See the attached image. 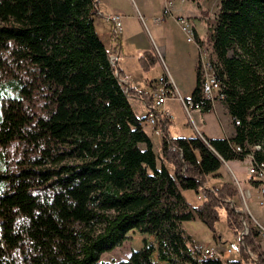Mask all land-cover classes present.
Returning a JSON list of instances; mask_svg holds the SVG:
<instances>
[{"label":"trees","instance_id":"1","mask_svg":"<svg viewBox=\"0 0 264 264\" xmlns=\"http://www.w3.org/2000/svg\"><path fill=\"white\" fill-rule=\"evenodd\" d=\"M219 1L200 44L212 50L234 136L205 143L163 131L171 172L158 165L128 94L149 106L152 98L126 90L115 50L96 31L97 0H0V264H155V254L163 264H243L206 255L184 227L198 220L217 237L225 210L239 236L237 188H210L208 179L225 161L264 163V0ZM202 85L200 75L195 104ZM185 191L201 199L192 204ZM131 231L154 241L144 238L127 260L104 261ZM249 233L243 242L264 264Z\"/></svg>","mask_w":264,"mask_h":264},{"label":"crops","instance_id":"2","mask_svg":"<svg viewBox=\"0 0 264 264\" xmlns=\"http://www.w3.org/2000/svg\"><path fill=\"white\" fill-rule=\"evenodd\" d=\"M172 15L164 18L160 23H156L155 19L163 15L165 0H97L98 14L95 20L96 31L108 50H115L117 58V68L122 72L126 90L135 89L140 94L149 95L153 103L156 102L154 97L159 86V79L163 76L169 77L175 85V94H180L185 99L191 98L195 93L198 85V77L201 75L199 66V48L198 43L205 42L209 36L211 24L215 15L219 11V0H174ZM215 4V5H213ZM120 16L121 32L118 34L117 40L114 37V25L111 20L112 16ZM179 17H186L190 20L196 31L197 42H189L187 36L181 29L177 21ZM153 55L155 63L149 66L148 62L143 59L146 55ZM129 102L136 116L143 120L145 131L152 140L154 151L158 158V165L165 164L168 169L173 172V167L164 161L162 156L161 142L163 138L162 131H167L171 137H196L204 136L209 140H228L234 136V125L227 108L223 103L211 111H193L189 116L180 100L171 96L167 99L163 108L169 112L170 118H166V123L161 126H150L144 120L149 111V105L146 99H141L137 95L128 94ZM143 148L145 145H141ZM234 164V169L239 171L240 161H230ZM221 183L224 181L222 177L214 179V182ZM252 185L251 208L252 214L243 217L249 227L248 233H244L243 228L240 235L237 236L226 226L227 213L225 212V226L229 233H233L238 242V252L226 241V237L219 231L221 219L218 223V236L208 226L201 221L184 222L187 232L194 238L198 244H203L209 248H222L231 250L225 255L224 261H243V253L239 252L243 247L249 256L253 253L243 242L244 236L250 234L251 228L254 229V243L257 250L264 258V231L259 229L256 223L264 222V208L258 206V198L256 187ZM240 190V188H239ZM254 190V191H253ZM194 192V191H192ZM194 192L195 203L199 201ZM191 203V202H190ZM235 206V199L233 200ZM232 204V205H233ZM239 206V201L237 202ZM236 207V206H235ZM237 211H241L240 206ZM251 217H250V216ZM222 217V215H220ZM253 222H252V220ZM260 219V220H259ZM244 221V225H245ZM263 222L261 224H263ZM200 223V224H199ZM202 225L210 231L206 241L200 237ZM153 241V236L143 235V238ZM153 239V240H152ZM242 245V246H240ZM228 248V249H227ZM236 253V254H235ZM252 263H256L255 258H251Z\"/></svg>","mask_w":264,"mask_h":264},{"label":"built area","instance_id":"3","mask_svg":"<svg viewBox=\"0 0 264 264\" xmlns=\"http://www.w3.org/2000/svg\"><path fill=\"white\" fill-rule=\"evenodd\" d=\"M180 1L182 3L185 2L184 0H180ZM174 3H175L174 0H165L163 15L155 19L156 23H160L164 18L172 15V8L174 7ZM111 20L113 21L114 31H120L121 30L120 16L118 15L112 16ZM177 20L180 22L181 29L187 36V40L189 42H197L196 31L194 27L189 26L184 17H179L177 18ZM198 48H199L198 61H199L201 76L203 80V85H202L203 97L201 99V102L195 104L192 98L185 99L180 94H175L176 88L174 83L171 80H169V77L163 76L159 79V86L154 94V97L157 100L155 103L149 106V111L145 118L146 119L145 122L148 125L155 127L158 125L161 117H164L165 119L170 118L169 112H167L163 108V105L165 104L167 99L171 96L177 97V99L182 102V105L189 116L193 113V111H202L203 106H205L206 104H209L210 110H214L217 107V103H222V101L225 99L224 94H214L215 91L219 90L222 84L217 75V70H216L217 66L213 61L212 50L208 46L202 45L200 43H198ZM236 124L239 125L240 122L236 121ZM200 137L205 143H208L205 137H203L202 135ZM235 152L236 153L242 152V148L236 146ZM248 157L251 160V162L249 164V168L247 172L253 177V179L250 182L252 184H256L255 187L257 191L258 204L261 207H264V163L259 165L255 164L254 157L252 155H248ZM236 182L237 185L240 183L238 180H236ZM248 197H249V193H243V198L245 200H247ZM245 216L248 215L245 214ZM256 225L259 227V229L264 231V226L261 223L257 222ZM244 227L245 230L243 234L248 233L249 227L246 221ZM199 248L206 255H209L214 258H219L222 260L225 259L226 254L231 252L230 249L225 251L224 249L219 247L209 248L204 245H200Z\"/></svg>","mask_w":264,"mask_h":264},{"label":"rangeland","instance_id":"4","mask_svg":"<svg viewBox=\"0 0 264 264\" xmlns=\"http://www.w3.org/2000/svg\"><path fill=\"white\" fill-rule=\"evenodd\" d=\"M213 5H215V4H213ZM113 32H114V34H116L118 36V34L121 32V30L120 31H114L113 30ZM111 60L114 62L115 65L117 64V58H116V54L115 53H113L111 55ZM117 70H118V68H117ZM218 104L219 103H217V106H218ZM161 118L165 119L164 117H161ZM161 118H160V121H161ZM162 133H163V131H162ZM238 161H240V163H238V165H239V171L234 169L235 167H234V164L233 163H231L230 161H227V162L225 161L223 163L222 169L220 170V173L219 174H220V177H222L224 179L223 182H230V183H232L237 188V190H238V194L235 197V206H236V209H239V206H240L241 211H243V215H245V214H252V212L250 211V208L252 206V204H251L252 185H251V182L250 181L253 179V177L250 174H248V172H247L251 160L247 156L245 158H241ZM220 177H217V178H209L208 179L209 187L211 188L212 186L219 185L220 183L217 184L216 181L214 182V179L216 180V179H218ZM236 180H238L240 182L238 185H237ZM239 188H240V190H239ZM243 193H249V197L247 198V200H245L243 198ZM184 195H185L186 199L189 202L195 203L194 192H192V191H185L184 192ZM238 201H239V206L237 205V202ZM258 206H260V205H258ZM262 208H264V207H262ZM221 215H222V217H221V223L222 224L220 225V230L219 231L226 237L227 243L229 245H231V247H233L235 249V251L238 252L237 246L239 244H238V242H237V240L235 238V235L233 233H229L228 229H226L227 224H226V226L224 224L225 223V219H224L225 218V212L223 211ZM254 217H256V216H254ZM262 225L264 226V222H263ZM201 227H202V230H200V237H201L202 240H205L206 243H207V241H209V240H206L208 237H207V235L203 234V231L205 230V232H207V234H209V235L211 233L206 228L205 225H202ZM128 236H129V239L127 241H125L124 244L121 247L116 248L115 250H113V251H111L109 253L104 254L103 257H102V259L104 261L108 262V263L118 262V261H121V260H127L134 251H138V250L142 249V247H143V239H144L143 238V234H140L139 232H136V231H131L128 234ZM147 240L149 242H151V243L154 241L153 239H152L153 241H150V237ZM200 245H203V244H200ZM225 251H227V250H225ZM250 257L251 258H255L254 255L253 256H250ZM251 258L248 261L250 263H247V264H254V263L251 262ZM153 260H154V263L155 264H163V263H160L158 261L156 254L154 255ZM256 261H257V259H256ZM255 264H259L258 261Z\"/></svg>","mask_w":264,"mask_h":264},{"label":"bare ground","instance_id":"5","mask_svg":"<svg viewBox=\"0 0 264 264\" xmlns=\"http://www.w3.org/2000/svg\"><path fill=\"white\" fill-rule=\"evenodd\" d=\"M184 18H185L187 24H188L189 26H192L190 20H189L188 18H186V17H184ZM177 21H178V20H177ZM178 23L180 24L179 21H178ZM180 25H181V24H180ZM192 27H193V26H192ZM221 90H222V86L219 88V90L215 91L214 94H222ZM157 127H158V126H157Z\"/></svg>","mask_w":264,"mask_h":264},{"label":"water","instance_id":"6","mask_svg":"<svg viewBox=\"0 0 264 264\" xmlns=\"http://www.w3.org/2000/svg\"><path fill=\"white\" fill-rule=\"evenodd\" d=\"M232 204H233V202H232ZM233 206H234V204H233ZM235 209V208H234Z\"/></svg>","mask_w":264,"mask_h":264},{"label":"clouds","instance_id":"7","mask_svg":"<svg viewBox=\"0 0 264 264\" xmlns=\"http://www.w3.org/2000/svg\"><path fill=\"white\" fill-rule=\"evenodd\" d=\"M158 126V125H157ZM204 137V136H203ZM207 139V138H206Z\"/></svg>","mask_w":264,"mask_h":264}]
</instances>
